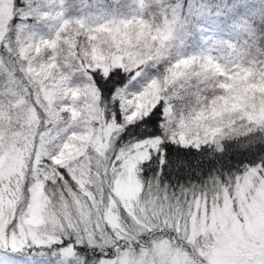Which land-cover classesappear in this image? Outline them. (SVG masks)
I'll return each instance as SVG.
<instances>
[{
    "label": "rangeland",
    "instance_id": "obj_1",
    "mask_svg": "<svg viewBox=\"0 0 264 264\" xmlns=\"http://www.w3.org/2000/svg\"><path fill=\"white\" fill-rule=\"evenodd\" d=\"M8 1L0 0V44L4 42L9 46L6 34L15 16V24L20 20L21 57L16 61L14 54H11L13 67L19 69L22 59H28L35 80L32 85L41 90L36 92L34 100L45 111L47 124L53 128L45 129L42 134L34 131L36 112L32 109V123L25 129L22 144L20 141L18 146L12 147L17 149L10 154L0 155V209L14 208L17 219L22 217L25 232L35 233L49 242L56 240L57 235H52L55 228H59L58 236L62 237L72 224L85 226L86 233L81 237H86L84 240L95 245L94 248L90 247L91 250L105 245L111 249L101 251L105 264H264V176L259 173L245 176L236 188L237 192L230 198L224 195L222 203L216 207L214 203L208 209L204 200L195 203L190 200L194 190L181 189L169 195L139 187L134 182L128 183L122 171L116 177L107 175L108 169L114 167V147L108 145L111 139L107 129L101 134L104 117L99 116V93L95 85L90 84L87 73L88 68H99L105 63L124 64L132 68L143 62L155 61L136 81L128 83L129 91L136 92L159 76L155 68L163 69L161 58L186 65L178 69L167 85L162 87L159 84L158 91L168 99L170 106L168 131L177 129L172 132L177 141L184 136L192 142L208 143L237 117L262 123L264 71L261 69H264V65L237 63L229 66L218 54L221 44L217 41L220 31L216 17L204 21V38L200 46L205 53H188L190 44H184L179 39L176 42L177 36L172 28L161 27L153 16L151 19L144 16L145 0H140L133 14L122 16L118 15L117 9H113L109 17L101 13L95 18H87L85 14L69 16L64 5L67 0H25V9H15L11 0L6 8L4 4ZM30 17L33 20L26 29L28 33L22 32L26 24L24 21ZM77 29L81 35L91 37L94 43L84 53L86 63L82 67L81 60L74 61L76 55L73 50L69 51L66 66L74 69L70 70L58 63L56 56L60 53H57V47L61 42L73 46L71 39ZM221 33H226L232 39L242 35L238 28ZM157 39L164 41L162 51L157 50ZM42 54H48V58H42ZM211 80L216 82L215 86L209 84ZM209 86H212V93L207 94ZM209 97L211 99L207 105L193 107ZM66 111L71 114L69 119L64 115ZM0 113L3 116V112ZM61 123H64L63 135L56 130ZM32 125L34 128L30 127ZM53 154H59L57 163L63 167L71 166L78 181L72 191L67 189L70 197L62 198L60 203L53 195L57 191L52 190L47 200L41 183L37 186L31 183L32 187L28 190L25 180H22L27 174L28 164L32 169L29 172L35 175L43 162L42 158H49ZM131 167H127V170L131 171ZM94 169L98 170V180L95 177L94 186L87 191L85 188L91 183L89 174ZM133 169L135 172L130 176L132 181L137 174ZM20 174L21 185L15 184L9 190L13 197L7 200L9 193L5 180H14ZM61 192L64 194L62 189ZM77 195H81L83 200ZM121 210L123 212H116ZM168 215L177 219L178 223H173ZM59 220L66 221V224L57 226ZM158 222L161 228H152ZM182 224L188 233L186 243L195 244L198 238L199 244H206L191 246L195 255L186 252L184 242H173L185 238L180 232ZM171 225L175 227L177 236L172 234ZM130 230L147 233L144 237H149L150 243L137 248L141 243L136 246L137 250H131L129 248L134 247L109 242L121 238L129 245L125 235ZM165 232H170L171 238ZM54 244L28 248L18 256L8 253L7 260L9 264H75L72 260L74 253L69 255L67 250L60 252L66 258L53 259L47 247ZM2 255L4 252L0 250Z\"/></svg>",
    "mask_w": 264,
    "mask_h": 264
},
{
    "label": "trees",
    "instance_id": "obj_2",
    "mask_svg": "<svg viewBox=\"0 0 264 264\" xmlns=\"http://www.w3.org/2000/svg\"><path fill=\"white\" fill-rule=\"evenodd\" d=\"M9 2L10 0L4 4L6 8ZM11 2L13 5V0H11ZM23 2H25V0H23ZM139 2L140 0H118V2H114V0H67L64 2V5L67 8L69 16L85 14L87 18H95L99 17L101 13L106 17H109L113 12V9H117L118 15L124 16L126 14H133L137 11ZM145 2L146 6L142 11L144 16L150 19L151 16H153L161 27L172 28L177 36L176 42L183 40L184 44H190L191 47L187 50L188 53H205V49L200 46L204 38L202 32V28L205 26L204 21L216 17L219 22L218 30L220 31L217 41L221 44L220 53L218 54L228 62L229 66H234L237 63H244L246 65L260 63V65H264V45L260 43V39L257 35V26L264 24L263 0H244L243 4L239 3L238 0H145ZM21 7L20 0H15L14 8H26L25 5H21ZM32 20V17H30L24 21V24L25 22L26 24L22 32H27L26 29L28 26L32 25ZM194 21L197 23L193 25L192 22ZM6 22L8 23V21ZM19 23L20 20L15 24L13 19L10 29L6 34L9 46L7 47L4 42L0 44V111L3 112V116H1L0 113V155H5L7 152L10 154L9 152L17 149L12 147L18 146L20 141L22 144L25 139V129L32 123H30V120L33 118L32 109L36 112V118L34 121L36 128L34 131L37 130V133L42 134L45 133V129L53 128L47 124L45 111L40 109L37 105V101V103L35 102L36 92H41V90L32 85V82L35 80L33 79L28 59H22V65L19 69H15L11 61V54H14L16 61L21 57ZM233 28L240 29L242 35L232 39L228 37V35H225L226 33H221L225 32L227 29ZM65 32L66 30L62 32V39L64 38ZM71 40L73 46H68L66 42H61L57 47V53H60L56 56L57 61L61 66L67 69H70L66 66L69 51L73 50V53L76 55L74 61L79 62L81 60L80 65L82 67L83 63H86L83 55L91 49L94 43L91 40V37L81 35L78 29L72 35ZM175 49L176 48L173 49V52L176 51ZM43 57L48 58V54H42V58ZM48 60L49 59H47V62ZM160 70L159 68H155V73H159ZM261 71H264V69H261ZM125 82L128 84L130 81L126 79ZM209 84L215 86L216 82L211 80ZM108 86L111 87V85ZM211 88L212 86L207 87V94L212 93ZM32 93H34L33 96L31 95ZM105 103L107 104L108 102L106 101ZM97 106L100 108L99 116L104 117L102 116V114L104 115V111L100 104V98L98 99ZM64 115L67 119L71 116L67 111L64 112ZM164 118V108L161 107L158 124L163 122ZM34 125L30 127L34 128ZM56 128L58 134L63 135L65 132L64 123L59 124ZM170 132L171 131H167L166 135L168 136ZM262 133H264V120L262 123H253L245 118L237 117L233 120L232 124L225 127L219 134H216L210 142H206L207 147L202 148L199 152H197L195 148L177 149V145L173 144V149L181 152L193 153V155L188 157L183 165V170L179 173H172L169 176L161 178L155 174L154 169L156 168V164L153 162L151 165H144L142 169L144 175H142L139 170V164L130 163L127 167L130 168L132 166L131 168L133 171H129L115 159L114 167L108 169L107 175L111 176V174H113V177H116L117 174L122 171L124 174L123 178L126 179V181L128 180V183L134 182L139 187L159 190L169 195L181 189L194 190V195L190 200L194 203L198 200H204L208 204V209H211L214 203V206L216 207L217 204L223 202L224 195L227 198H230L235 192H237L236 188L243 182L245 176H249V174L244 171L247 166V160H245L244 164H240L237 160L241 159V157H234L233 153L240 146H252L249 144V140L252 137H255L257 142H259ZM249 134H251V137ZM109 139L111 140L108 142V145L119 147V142L111 138V134L109 135ZM171 139H174L172 134ZM222 140L224 144L228 145V150L224 152L223 155H220L217 149L220 148ZM42 161L43 162L39 165L37 172L34 170L35 175H31L29 172L32 170L31 166L29 167V164L27 165V174L22 179L25 180L24 183L27 189L30 190L33 183H36V186L41 183L42 191L44 195L47 196V200H49L52 190L57 191V193L53 195L55 199L58 198V203H60L62 198L68 199L70 196L68 195L66 186L55 179L57 175L56 169L49 167V160L47 157H43ZM77 162H79V160ZM58 165L60 164L58 163ZM68 167L71 169L70 165ZM133 167L137 172L134 181H132L130 177L131 173L135 172ZM61 168H63V166ZM209 170H211L210 173ZM44 171L47 173L44 174ZM97 172L98 170L94 169L93 173L89 174L91 183H88L85 190L89 191L91 187L94 186L93 183L95 177L98 180ZM207 173L209 174L206 175ZM20 178L21 174L16 176L14 180H5L4 184L7 188L5 185L4 187L9 193L7 200H11V197H13L9 190H11L15 184L21 185ZM36 180L39 181L36 182ZM61 189L64 191V194L61 192ZM77 197L83 200L81 195H77ZM116 212H123V210ZM168 216L173 223H178L177 219L171 218L170 215ZM60 218L62 217L60 216ZM59 221L57 226H59L60 223L63 226L66 224V221ZM120 221L123 222L122 219H120ZM72 225L73 226H68L67 233L61 235L62 237L58 236L60 233L59 228H55L53 231L52 235H57L55 236L56 240L60 239L63 241L62 243L56 242L52 247H47V250L53 259L66 258L67 256L62 255L60 252L67 250L69 243H72L75 248L74 257L72 258L75 264H85L86 259L89 261V264H95V261L100 260L102 257V252H106L105 250H111L107 245L103 248L91 250L89 246L77 243L81 238H86L81 237L86 233L84 229L85 226H82L81 224H79L80 226L75 224ZM152 228H161V223L158 222L157 226H153ZM180 228V232L183 236L185 235V238L180 241L176 239L173 242L174 244L184 242L185 244H183V248H187L186 252L188 254L195 255V251L191 246L206 245L199 244L198 238L194 241L195 244L186 243L188 233L185 231L183 224ZM69 231H71L74 236L73 238L67 237ZM171 231L174 236H177L175 227H172V225ZM127 232L128 233L125 236L128 237L129 245H126V242L121 238L116 241L112 239L111 236L110 238L113 241L110 240L109 242L112 244L115 242L117 245L123 247L127 246V248L128 246L134 247L129 249L137 250L136 246L143 243L141 237L147 236V233L141 231L140 233L131 232V230ZM165 233L171 238L172 234L170 232ZM76 234H78V236ZM154 235L156 236V234ZM141 246H145L144 243L137 248Z\"/></svg>",
    "mask_w": 264,
    "mask_h": 264
},
{
    "label": "snow or ice",
    "instance_id": "obj_3",
    "mask_svg": "<svg viewBox=\"0 0 264 264\" xmlns=\"http://www.w3.org/2000/svg\"><path fill=\"white\" fill-rule=\"evenodd\" d=\"M13 5L15 7V0H13ZM21 5H24L23 0H20V7ZM13 19L16 17L14 16ZM152 63L153 61L143 62L132 68L124 64L117 66L105 63L99 68H88L87 73L90 77V84L95 85V90L99 93L100 104L104 111L101 134H104V129H107L111 138L119 142V147L113 148L115 159L125 169L130 163L139 164L142 175H144L142 172L144 165H151L155 162L154 172L163 178L182 171L188 157L193 155V153L173 149V144L177 145V149L195 148L197 152L206 148L207 144H202L199 141L192 142L184 136H181L179 141L167 139L166 133L170 125L168 119L170 106L168 99L162 95V92L158 91L157 78H152L139 91H129V84L125 82L126 79L136 81L137 77L141 76ZM161 107L164 108L165 118L163 122L158 124ZM249 135L251 137V134ZM249 144L252 146L238 147L233 156L241 157L237 160L240 164H244L247 160L244 171L249 175L259 173L264 176V133L260 135L259 142L255 137H252ZM55 155L57 154L48 158L49 163ZM56 173V181L64 184L69 191H72L73 186L78 183L72 170L66 165L61 168L57 163ZM67 237H74L71 231ZM56 242L62 243L63 241L58 239L49 242L35 233L25 232L22 227V217L20 220L17 219L14 208L0 209V250L4 252V255L0 256V262L3 264H9L8 253L18 256L28 248L44 247ZM77 243L95 247L83 238ZM74 252L73 244L69 243L67 254L71 255ZM14 264H21V262H14ZM85 264H89L87 259ZM95 264H105V260L102 257L95 261Z\"/></svg>",
    "mask_w": 264,
    "mask_h": 264
},
{
    "label": "clouds",
    "instance_id": "obj_4",
    "mask_svg": "<svg viewBox=\"0 0 264 264\" xmlns=\"http://www.w3.org/2000/svg\"><path fill=\"white\" fill-rule=\"evenodd\" d=\"M239 3L243 4L244 0H238ZM193 25L195 23H197L196 21L192 22ZM159 35V34H158ZM257 35L260 39V43L262 45H264V24L258 25L257 26ZM164 41L163 39H157L156 41V47L158 51H162L164 48ZM41 51H43V49H41ZM153 63H155V61H153ZM160 65H163V69L159 72V76L157 77L158 83L163 87L165 85H167V83L170 81V79L172 78V76H174L178 69L181 67H186V65L184 64H174L172 62H170L167 59H163L161 58V62ZM211 97L205 99V100H201L198 103L194 104L193 107L194 108H199L202 105H207L210 102ZM177 131V129L173 128L171 130V132L169 133V135L167 136V139L171 140V134L172 132ZM228 150V145L223 143V140L221 141L220 144V148L217 149L218 153L220 155H223L224 152H226ZM59 154L55 155V157L50 161L49 163V167L52 169H56L57 167V161L59 159ZM60 167H62L63 165H59ZM51 210V209H48ZM141 240L143 241L144 245H148L150 238L149 237H141Z\"/></svg>",
    "mask_w": 264,
    "mask_h": 264
}]
</instances>
